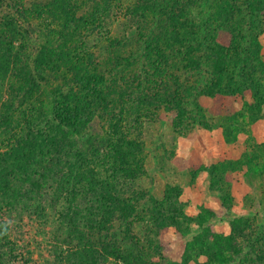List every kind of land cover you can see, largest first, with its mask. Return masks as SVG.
<instances>
[{"label": "rangeland", "instance_id": "1", "mask_svg": "<svg viewBox=\"0 0 264 264\" xmlns=\"http://www.w3.org/2000/svg\"><path fill=\"white\" fill-rule=\"evenodd\" d=\"M136 1L0 0V168L6 163L15 171L14 178L0 182V264H86L102 251L103 232L97 227H110L107 233L116 239L128 227L136 238L134 253L151 250L155 259L163 245L169 264H243L244 259L256 264L255 257H264V242L256 243L257 238L264 240V124L255 126L259 120L264 123V73L251 76L253 95L244 90L248 82L235 69L228 72L233 96L230 92L211 98L196 91L197 109H187L193 120L178 116V108L164 110L162 105L151 112L135 101L148 89L158 100L174 94L173 79L166 74L176 78L179 91L200 84L205 92L211 89L208 74L190 69L191 62L199 61L194 52L201 42L198 35L213 39L206 40V47L215 48L231 41L219 31L234 30L242 53L229 54L231 63L257 51V60L264 64V12L250 14L244 0H236L235 6L232 0H198L188 8L186 21L180 20L182 48H174L166 68L145 48L147 35L153 39L158 33L156 18L152 11L134 17ZM203 18L208 26L196 33ZM158 41L150 50L164 51L162 39ZM149 60L164 71L160 83L167 84L166 91L160 89ZM144 77L155 83H142ZM87 81L97 84L99 97L87 94ZM213 83L222 93L228 85L225 77ZM22 110L32 117L21 118ZM75 110L80 120L64 122L63 116ZM196 128L221 129L226 142L242 134L247 151L236 161L194 166L177 157L176 141ZM30 137L33 153L21 173L8 153ZM122 137L141 145L135 163L127 159L125 166L112 158ZM240 166L251 189L243 212L234 208L231 184ZM128 169L134 177L124 173ZM201 170L209 174L208 189L219 198L220 208H201L189 216L182 189ZM111 196L133 209L127 222L111 218ZM222 218L228 219L227 235L215 228ZM165 226L169 228L164 232ZM230 249L238 254L233 256ZM261 260L257 264H264ZM94 264L124 263L106 258ZM154 264L161 262L155 259Z\"/></svg>", "mask_w": 264, "mask_h": 264}, {"label": "trees", "instance_id": "2", "mask_svg": "<svg viewBox=\"0 0 264 264\" xmlns=\"http://www.w3.org/2000/svg\"><path fill=\"white\" fill-rule=\"evenodd\" d=\"M158 3H157V2ZM235 6L236 0H232ZM137 0L134 6L132 7V14L136 18H144L147 16V14L152 11L153 16H155V24L157 29V34L153 36V39H151V35H147L148 40H145V48L149 52H155L156 56H159L161 59L160 65L162 67H170V62L171 60L174 59V51L176 49L174 48H182L179 44L181 41H183V38L180 37V31L184 29V26L182 23H180V20L186 21V18L188 17L187 10L188 8H193V5L197 4L198 5V0ZM243 6L246 9V11H249L250 14H259L261 12H264V0H244ZM201 15V12H200ZM199 15V17H200ZM202 17V16H201ZM208 19L203 18L200 21V24L196 26V33H198L201 29H206V26H208ZM249 26H252V22L249 21ZM191 28L194 27L192 23H190ZM195 31V30H193ZM198 31V32H197ZM219 32H224L221 34H225L226 36H229L231 38L230 44L226 46L222 45H216L217 47L215 48H207L206 47V40H210V42H213V39H207L206 34H202V36L198 35V39L196 38L197 41H201L200 44L197 46V49L194 51L198 56V63L197 62H191L192 65L190 67L191 70L195 71H203L204 74H208L210 77L208 84H210V88L207 89V92L203 89L204 86L202 84L197 85L196 87H191L190 85L187 87H184L183 90H178L179 87L175 83L176 78H173L172 76L164 74L163 70H160V67L157 69L156 67H153L155 61L149 60V62L152 63L153 67V74L156 76L158 83L161 85V90L166 91L167 90V84L162 82L160 83V76H165L167 79H173L171 82L173 83L172 87L174 89V94H165L164 99L158 100L159 96L158 94H153L149 89L146 91L145 94H143V98L140 99V97L136 98V103L141 104L142 106L145 105V108H150L151 112L152 111H157V108L159 106L165 105L164 110H170L172 108H178L177 109V114L180 117L185 116V119L187 120H193L194 115L193 112L188 111L189 106H193L195 109H197V100H196V95L195 92L198 91L201 94H205L207 96H211V98H214L216 95H220L221 97L227 96V93L231 94L233 96V86H231V77L228 74L229 71H233L234 69L237 71V77L242 78V80H245L248 82V85L244 88L247 93H251L252 90L255 89L254 84L251 82V76L254 75V73L259 72V73H264V64L259 62L257 60V51L256 55L250 54L248 59L246 60H241V59H236L235 62L231 63V56L229 54H234V57H238L239 54L242 53V51H239L241 49V46L239 44V40L237 39L234 30L229 31V30H222ZM214 41L217 39V36H215ZM158 38L162 39L164 43V51L163 49L157 50L154 49L153 51L150 50V44L152 42L158 43ZM245 39V38H244ZM245 42V41H244ZM234 46V47H233ZM161 48V46H159ZM233 47V48H232ZM217 50V51H215ZM246 50V49H245ZM162 51V52H161ZM248 52V51H246ZM179 53V52H176ZM82 56V53L79 54V57ZM78 61V60H77ZM195 61V60H194ZM174 63V62H173ZM155 66V65H154ZM174 67H172L173 69ZM225 77V80L228 82V85L223 86V93L218 91L219 90V84L213 83V80L215 79L218 83L219 81ZM198 78V77H197ZM103 80V77H102ZM83 82V81H82ZM103 82V81H102ZM155 83V81H148L146 77L143 78L142 83ZM198 82L201 83L202 80L199 77ZM204 82V81H203ZM86 83V81H85ZM87 84H89V87H85L84 90L87 92V94L90 96L94 97H99L95 90V86L97 85L94 81H87ZM102 84V83H101ZM104 84V83H103ZM209 86V85H208ZM176 91V92H175ZM205 92V93H204ZM136 94V93H135ZM253 95V93H251ZM258 98V97H257ZM259 99V98H258ZM192 100V101H191ZM261 100V99H260ZM264 104V103H262ZM157 106V107H154ZM231 106L230 104L228 107ZM230 110V108H229ZM137 113H139V110H136ZM21 118L27 117V119H30L31 112H27L25 110L21 111ZM148 112V111H145ZM228 112V110H227ZM229 113V112H228ZM144 115L143 113H140V116ZM203 118V116H200ZM8 120L11 119V117H7ZM64 122L66 121L67 123L70 122L71 120H80L78 117L77 111H73V113H70L69 115L63 116ZM198 120V119H197ZM197 123V121H196ZM8 124V123H7ZM28 126V125H27ZM68 127V125H67ZM116 129H118V126H116ZM210 130V129H208ZM23 144V146H22ZM34 141L31 140L30 138H25L24 142H19V148L17 150H13L10 153H8V156L11 157V159L14 162L18 163L19 166V171L22 173L24 170H22L27 164L29 160V154L33 153V145ZM138 142H134L133 140L131 141H126L125 138H121L119 140V145H117V149L115 151V155L112 156L115 161L120 163L121 166H125L126 160L129 159L130 163H135V152H141L140 146L138 145ZM21 145V146H20ZM21 147V148H20ZM35 150V149H34ZM11 164V166H12ZM14 167V166H12ZM13 168L8 166V164L2 165L0 168V182L5 183L8 182L9 178H14L13 175L15 174V171H12ZM130 173L131 177H134L135 173L132 169L124 170V173ZM17 173V171H16ZM227 174V173H226ZM23 176V174H22ZM228 177V176H227ZM226 176H224V179ZM0 183V184H1ZM91 186H94L92 183H90ZM107 200L110 201V204H113L115 206L114 213H110L111 218H114L113 220H117L118 222H127L129 218L133 215L134 211L131 209V207L123 204L121 200L117 197H109ZM156 215L161 216L160 213H156ZM184 217V216H183ZM185 219V217H184ZM133 220V219H132ZM151 220L154 221H162L159 219H155V217L151 218ZM129 226V225H128ZM158 226V225H157ZM161 227H157V230H159ZM169 226L162 227V231H167ZM111 228L110 227H97L95 230L98 232H103V234L100 242L102 243V251L100 254H96L95 256H91L86 264H94L95 261H103L106 258H112L117 262H121L124 264H154L155 259L160 260L161 264H169L168 260L163 257L162 252L164 249L163 245L159 246V253L157 251L156 253V258L152 259L150 255L155 256L151 250H140V251H135L137 248V243H136V238L132 236L131 233H128V227L125 231V233H122V238L116 239L114 235H109L107 233ZM161 230V229H160ZM159 235L162 236L161 233H154V235ZM242 238V237H241ZM243 239V238H242ZM111 243L109 244L108 242ZM264 242V240H260L259 238L256 239V243H261ZM124 247L122 248L121 246ZM130 246L131 248H128ZM230 252L233 256H236L238 253L234 252L232 249H230ZM92 254V253H91ZM256 262L260 263L262 262L261 259H264V257H255ZM87 259V258H86ZM225 260H221L220 264H224ZM256 263V264H257ZM243 264H250L247 259L243 260Z\"/></svg>", "mask_w": 264, "mask_h": 264}, {"label": "crops", "instance_id": "3", "mask_svg": "<svg viewBox=\"0 0 264 264\" xmlns=\"http://www.w3.org/2000/svg\"><path fill=\"white\" fill-rule=\"evenodd\" d=\"M262 124H264L262 120H259L255 123V126L262 127ZM255 140L257 143H261L262 135L256 136ZM246 148L245 136L239 134L236 141L226 142L221 129L205 130L196 128L176 141L177 157L201 168H208L226 161H236L247 151ZM244 172L245 168L243 166L238 167L233 171L231 179L232 196L235 201L234 208H239L241 212L245 210L244 197L251 190L245 180ZM208 185L209 174L205 170H201L195 180L182 189L181 197L184 200V209L187 215L194 216L201 208H208L212 211L219 210V198L209 191ZM215 228L223 235L229 234L228 219H220Z\"/></svg>", "mask_w": 264, "mask_h": 264}]
</instances>
